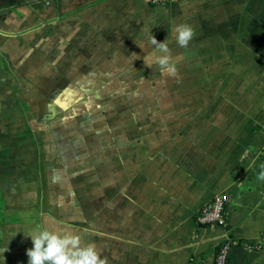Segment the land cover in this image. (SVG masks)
I'll use <instances>...</instances> for the list:
<instances>
[{
  "label": "crops",
  "instance_id": "1",
  "mask_svg": "<svg viewBox=\"0 0 264 264\" xmlns=\"http://www.w3.org/2000/svg\"><path fill=\"white\" fill-rule=\"evenodd\" d=\"M263 156L264 0H0V264L37 227L107 264H214L228 238L264 264ZM220 192L226 224L196 226Z\"/></svg>",
  "mask_w": 264,
  "mask_h": 264
},
{
  "label": "clouds",
  "instance_id": "2",
  "mask_svg": "<svg viewBox=\"0 0 264 264\" xmlns=\"http://www.w3.org/2000/svg\"><path fill=\"white\" fill-rule=\"evenodd\" d=\"M175 32L178 45L184 48H187L195 35L194 29L188 24L177 25ZM150 44L156 51L163 53L155 57L154 63L163 73L176 76L178 70L172 63L171 51L166 40L158 42L151 35ZM144 60L146 65L152 68L147 58ZM261 167L257 179L264 181V165ZM28 236L33 243V247L27 250L28 264H107V258H101L97 246L93 243L82 244L79 235L62 234L37 227ZM7 250V247L0 249V254Z\"/></svg>",
  "mask_w": 264,
  "mask_h": 264
},
{
  "label": "built area",
  "instance_id": "3",
  "mask_svg": "<svg viewBox=\"0 0 264 264\" xmlns=\"http://www.w3.org/2000/svg\"><path fill=\"white\" fill-rule=\"evenodd\" d=\"M175 0H149L152 6L171 3ZM264 163V156H263ZM230 197L227 192H220L204 203L194 214L193 221L198 227H222L226 224L229 212ZM238 239L228 238L218 244L214 264H227L229 252L233 246L239 245Z\"/></svg>",
  "mask_w": 264,
  "mask_h": 264
},
{
  "label": "rangeland",
  "instance_id": "4",
  "mask_svg": "<svg viewBox=\"0 0 264 264\" xmlns=\"http://www.w3.org/2000/svg\"><path fill=\"white\" fill-rule=\"evenodd\" d=\"M160 92H162V91H160Z\"/></svg>",
  "mask_w": 264,
  "mask_h": 264
}]
</instances>
